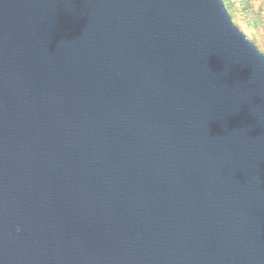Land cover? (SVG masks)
Returning <instances> with one entry per match:
<instances>
[{
  "label": "water",
  "instance_id": "95a60500",
  "mask_svg": "<svg viewBox=\"0 0 264 264\" xmlns=\"http://www.w3.org/2000/svg\"><path fill=\"white\" fill-rule=\"evenodd\" d=\"M0 264H264V53L223 0H0Z\"/></svg>",
  "mask_w": 264,
  "mask_h": 264
},
{
  "label": "trees",
  "instance_id": "16d2710c",
  "mask_svg": "<svg viewBox=\"0 0 264 264\" xmlns=\"http://www.w3.org/2000/svg\"><path fill=\"white\" fill-rule=\"evenodd\" d=\"M228 11H237L242 23L250 30L254 40L264 44V0H223ZM231 14V12H230ZM231 16H233L231 14Z\"/></svg>",
  "mask_w": 264,
  "mask_h": 264
},
{
  "label": "rangeland",
  "instance_id": "374dc122",
  "mask_svg": "<svg viewBox=\"0 0 264 264\" xmlns=\"http://www.w3.org/2000/svg\"><path fill=\"white\" fill-rule=\"evenodd\" d=\"M260 1L261 0H256V3H259ZM254 2H255V0H254ZM228 12H229V14L231 12V14L233 15L231 17H232L234 23L236 24V26H238L240 28V30H242L248 36V38L255 43V45L258 47V49L262 53H264V44H261L259 41L253 39L250 30L244 25V23H242V19L240 18L239 13L237 11H233V12L228 11ZM262 35L264 37V30L262 31Z\"/></svg>",
  "mask_w": 264,
  "mask_h": 264
}]
</instances>
